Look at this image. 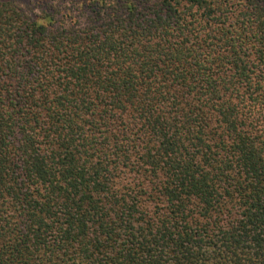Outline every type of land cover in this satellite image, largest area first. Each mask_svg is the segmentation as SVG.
<instances>
[{
	"label": "trees",
	"instance_id": "obj_1",
	"mask_svg": "<svg viewBox=\"0 0 264 264\" xmlns=\"http://www.w3.org/2000/svg\"><path fill=\"white\" fill-rule=\"evenodd\" d=\"M89 3L0 0V264H264V0Z\"/></svg>",
	"mask_w": 264,
	"mask_h": 264
},
{
	"label": "rangeland",
	"instance_id": "obj_2",
	"mask_svg": "<svg viewBox=\"0 0 264 264\" xmlns=\"http://www.w3.org/2000/svg\"><path fill=\"white\" fill-rule=\"evenodd\" d=\"M31 15L40 14L42 11H54L70 13L81 22L92 17L93 12L89 7L92 0H15ZM82 4V6H81ZM67 11V12H66ZM61 14L59 13L58 16Z\"/></svg>",
	"mask_w": 264,
	"mask_h": 264
}]
</instances>
